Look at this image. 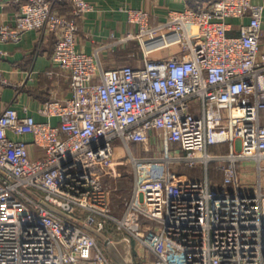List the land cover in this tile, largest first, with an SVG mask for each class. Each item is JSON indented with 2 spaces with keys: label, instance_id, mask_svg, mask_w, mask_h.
<instances>
[{
  "label": "built area",
  "instance_id": "2783aa9c",
  "mask_svg": "<svg viewBox=\"0 0 264 264\" xmlns=\"http://www.w3.org/2000/svg\"><path fill=\"white\" fill-rule=\"evenodd\" d=\"M55 3H70V12ZM91 9L87 0H0V43L54 33L52 60L72 93L44 103L47 120L0 111V264H117L85 225L128 241L142 264H264V4L211 0L156 24L128 8L136 29L109 42L139 51L112 66L77 46ZM7 84L0 72V88ZM24 134L31 140L15 138ZM153 140L161 158L135 152L154 149ZM116 141L134 173L119 214L104 182ZM221 144L226 153L210 151ZM215 160L220 182L208 172ZM173 163L200 166L204 177L176 173Z\"/></svg>",
  "mask_w": 264,
  "mask_h": 264
},
{
  "label": "crops",
  "instance_id": "0c3cea01",
  "mask_svg": "<svg viewBox=\"0 0 264 264\" xmlns=\"http://www.w3.org/2000/svg\"><path fill=\"white\" fill-rule=\"evenodd\" d=\"M92 4V9L87 11L79 21L77 46L87 53L98 52L103 66H112L130 61V44L124 47L110 44V34L124 35L129 30L136 29V25L129 22L126 9L142 8L149 13V24H156L167 18L170 11L184 8H196L207 4L211 0H87ZM253 3L264 4V0H252ZM54 8L61 13H69L70 3H55ZM7 11L10 9L5 8ZM8 15V13H7ZM245 21L247 18L244 19ZM239 19H231L236 34ZM261 32L264 38V9L261 18ZM56 42V35L52 32L43 33L39 30L26 31L19 43L2 42L0 49L5 52L0 57V72L7 79L8 84L0 88V111L5 106L14 107L20 114L32 115L37 120H47L46 116L39 113V109L48 100L65 101L71 96L67 74L58 68L52 60V51ZM116 58V59H114ZM56 122L57 118H52ZM15 138L31 140V135L24 134ZM154 148L160 150L162 144L153 140ZM33 156H41L42 148L31 147ZM120 172L113 169L104 178L109 186L110 202L111 187L116 186L117 199L123 202L130 194V187H124L118 179ZM115 180V181H114ZM120 186V188H119ZM121 212V211H120ZM145 254V251L142 250ZM152 260V255H149ZM134 264H142L139 255L134 256Z\"/></svg>",
  "mask_w": 264,
  "mask_h": 264
},
{
  "label": "rangeland",
  "instance_id": "374dc122",
  "mask_svg": "<svg viewBox=\"0 0 264 264\" xmlns=\"http://www.w3.org/2000/svg\"><path fill=\"white\" fill-rule=\"evenodd\" d=\"M133 45H136V44H130L129 45V48L131 50V52L135 53V52H138L139 49L135 47H133ZM173 50H176V47H169V48H165L164 50H162L161 52L162 53H157V54H161V55H168L170 54ZM131 57V56H130ZM116 59V58H114ZM131 61H133V59L130 58ZM116 150H115V156L113 158V161H112V167L113 169H115L116 171H119L120 172V176H119V180L120 182L123 184V186L125 187H130L131 184H132V180L134 179V173L133 171L130 169V167L128 165H126V160H127V149H126V146L125 144H123L122 142L120 141H116ZM130 148H134L133 145H131ZM136 149V148H134ZM210 151L211 152H216L218 154H224L227 152V145L226 144H221V145H213L210 147ZM137 154L141 155V156H146L148 158H154V157H157V159L161 158L163 156V153L160 151V150H156V148L154 149H150L149 151L147 152H141L140 150L136 149L135 151ZM223 162L221 160H215L214 162H212L210 165H209V169H208V172H209V175H210V178L213 179V180H218L219 182L222 181V172L219 173V176L218 178H216L214 174V169L216 168L217 169V166L220 165V163ZM162 165V164H161ZM173 165L171 167V170H173L174 172L176 173H184V174H187L188 176H191L194 177L193 178H196V179H202L204 177V169L201 168L200 166H195V167H184L183 164H171ZM148 167H151L148 166ZM244 168L245 169H253L254 168V163H248V162H244ZM220 171V170H219ZM242 176H244V174H242ZM250 177V176H249ZM253 177V176H252ZM115 181V180H114ZM111 187V194L114 195V199L112 198L111 196V200L113 203H111V205L113 206V210L116 214H119L120 211L122 210L123 208V199L122 198H119L117 199V195L115 194V191H116V186L114 185L113 187L110 185ZM120 188V186H119Z\"/></svg>",
  "mask_w": 264,
  "mask_h": 264
},
{
  "label": "water",
  "instance_id": "95a60500",
  "mask_svg": "<svg viewBox=\"0 0 264 264\" xmlns=\"http://www.w3.org/2000/svg\"><path fill=\"white\" fill-rule=\"evenodd\" d=\"M42 204L58 215L68 219L72 218L70 214L45 201ZM84 228L106 245L109 255L117 264H134L133 253L128 241L125 239L117 241L111 240L104 232L89 225H85Z\"/></svg>",
  "mask_w": 264,
  "mask_h": 264
},
{
  "label": "trees",
  "instance_id": "16d2710c",
  "mask_svg": "<svg viewBox=\"0 0 264 264\" xmlns=\"http://www.w3.org/2000/svg\"><path fill=\"white\" fill-rule=\"evenodd\" d=\"M135 46H136L137 49H139V47L137 45H133V47H135ZM213 171H214V174H215L213 176H215L216 178H218L220 171L218 169H216V168ZM193 177H194V175H193Z\"/></svg>",
  "mask_w": 264,
  "mask_h": 264
}]
</instances>
